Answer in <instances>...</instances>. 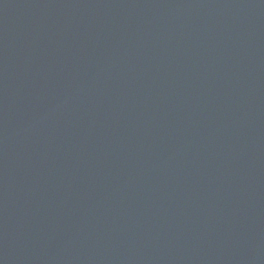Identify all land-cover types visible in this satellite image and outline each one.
Returning <instances> with one entry per match:
<instances>
[{"label":"water","instance_id":"1","mask_svg":"<svg viewBox=\"0 0 264 264\" xmlns=\"http://www.w3.org/2000/svg\"><path fill=\"white\" fill-rule=\"evenodd\" d=\"M0 264H264V0H0Z\"/></svg>","mask_w":264,"mask_h":264}]
</instances>
